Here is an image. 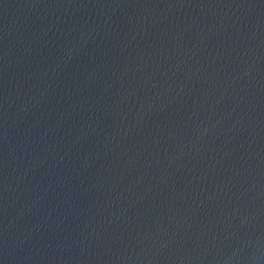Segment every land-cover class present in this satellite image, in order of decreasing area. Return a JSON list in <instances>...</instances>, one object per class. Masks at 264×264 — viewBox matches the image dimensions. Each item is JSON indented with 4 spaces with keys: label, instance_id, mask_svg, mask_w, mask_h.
<instances>
[{
    "label": "water",
    "instance_id": "obj_1",
    "mask_svg": "<svg viewBox=\"0 0 264 264\" xmlns=\"http://www.w3.org/2000/svg\"><path fill=\"white\" fill-rule=\"evenodd\" d=\"M0 264H264V0H0Z\"/></svg>",
    "mask_w": 264,
    "mask_h": 264
}]
</instances>
